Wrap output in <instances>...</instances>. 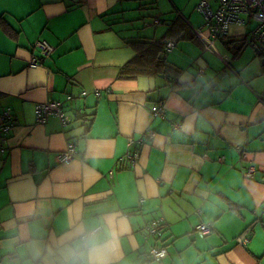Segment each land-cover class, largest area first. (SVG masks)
Wrapping results in <instances>:
<instances>
[{
    "label": "crops",
    "instance_id": "crops-1",
    "mask_svg": "<svg viewBox=\"0 0 264 264\" xmlns=\"http://www.w3.org/2000/svg\"><path fill=\"white\" fill-rule=\"evenodd\" d=\"M196 4L0 0V115L8 107L15 120L0 129V264H264V62L250 21L205 50ZM160 39L175 41L166 60L177 76L120 77L131 43ZM45 101L72 122L38 124ZM146 130L155 136L133 144L127 168V139ZM68 143L74 158L58 163ZM156 218L162 237L146 238ZM202 222L209 235L196 233ZM159 246L166 257L154 262Z\"/></svg>",
    "mask_w": 264,
    "mask_h": 264
},
{
    "label": "built area",
    "instance_id": "built-area-1",
    "mask_svg": "<svg viewBox=\"0 0 264 264\" xmlns=\"http://www.w3.org/2000/svg\"><path fill=\"white\" fill-rule=\"evenodd\" d=\"M195 10L201 14L205 21V29L207 30V37L203 36L199 31L195 30L196 36L201 40L205 50L212 49V44L215 40L228 35L229 27L231 25L245 26L249 21L253 26L250 30V46L254 48L264 62V0H197ZM159 21L156 20L155 23ZM43 58L50 56L54 48L45 41H37L35 45ZM175 47V41L168 39L164 45L166 53L171 52ZM37 60L32 59L30 65L36 66ZM258 100H264V91L258 95ZM35 119L38 124H44L49 117H56L60 123L61 129L66 128L72 121V118L67 115L62 109L61 103L55 101H45L39 103L34 108ZM153 116L163 118L165 111L161 106L152 107ZM11 109L6 107L0 115V129L7 133L15 125ZM181 125L174 124L173 129H179ZM154 132L146 130L142 137L138 139L128 138L127 147L124 159L126 167L130 168L136 165L139 158V150H130L136 142L138 146L143 143V138L153 139ZM6 138H3L5 141ZM242 154L240 147L236 148ZM5 152L3 147L0 148V155ZM76 153L75 147L72 143H68L66 149L56 155L58 163H67L73 160ZM254 169L249 166L244 172V177L251 178ZM112 171L109 175L112 176ZM143 199L139 200V204ZM95 230L94 232H96ZM195 231L199 236L209 235L213 231V226L209 223H200L195 226ZM93 232V233H94ZM163 234V220L156 218L147 224L144 228V236L160 239ZM236 243L245 246L248 242L246 235L239 236L235 239ZM148 255L154 262H160L166 257V251L162 247H151Z\"/></svg>",
    "mask_w": 264,
    "mask_h": 264
},
{
    "label": "trees",
    "instance_id": "trees-1",
    "mask_svg": "<svg viewBox=\"0 0 264 264\" xmlns=\"http://www.w3.org/2000/svg\"><path fill=\"white\" fill-rule=\"evenodd\" d=\"M0 23H2L1 20ZM167 40L160 39L151 43H131L136 53L134 58L122 68L120 77L134 78L138 75L151 77L177 76L176 69H173L166 60L167 53L164 51V45ZM4 153H6V150ZM4 153L1 155H5Z\"/></svg>",
    "mask_w": 264,
    "mask_h": 264
},
{
    "label": "clouds",
    "instance_id": "clouds-1",
    "mask_svg": "<svg viewBox=\"0 0 264 264\" xmlns=\"http://www.w3.org/2000/svg\"><path fill=\"white\" fill-rule=\"evenodd\" d=\"M89 264H95V262H93V261H89Z\"/></svg>",
    "mask_w": 264,
    "mask_h": 264
},
{
    "label": "rangeland",
    "instance_id": "rangeland-1",
    "mask_svg": "<svg viewBox=\"0 0 264 264\" xmlns=\"http://www.w3.org/2000/svg\"><path fill=\"white\" fill-rule=\"evenodd\" d=\"M165 6H167L168 5V3L166 2V4H164Z\"/></svg>",
    "mask_w": 264,
    "mask_h": 264
}]
</instances>
